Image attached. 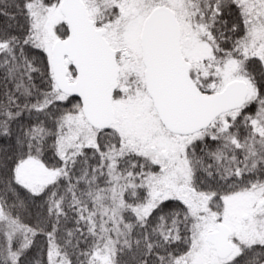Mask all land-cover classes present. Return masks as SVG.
Here are the masks:
<instances>
[{
	"label": "snow or ice",
	"instance_id": "snow-or-ice-1",
	"mask_svg": "<svg viewBox=\"0 0 264 264\" xmlns=\"http://www.w3.org/2000/svg\"><path fill=\"white\" fill-rule=\"evenodd\" d=\"M0 264H264V0H0Z\"/></svg>",
	"mask_w": 264,
	"mask_h": 264
}]
</instances>
